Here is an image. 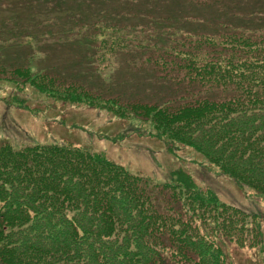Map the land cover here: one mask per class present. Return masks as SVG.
<instances>
[{
	"label": "trees",
	"instance_id": "obj_1",
	"mask_svg": "<svg viewBox=\"0 0 264 264\" xmlns=\"http://www.w3.org/2000/svg\"><path fill=\"white\" fill-rule=\"evenodd\" d=\"M148 9L168 17L126 25L130 16L121 12L102 27L96 22L98 31L121 32L114 50L147 56L159 75L151 86L170 78L177 94L130 103L107 97L112 91L94 98L60 90L44 72L23 82L145 121L168 149H192L264 201V0H162ZM261 221L198 185L184 167L154 183L89 148L0 145V264H231L225 244L258 247Z\"/></svg>",
	"mask_w": 264,
	"mask_h": 264
},
{
	"label": "rangeland",
	"instance_id": "obj_2",
	"mask_svg": "<svg viewBox=\"0 0 264 264\" xmlns=\"http://www.w3.org/2000/svg\"><path fill=\"white\" fill-rule=\"evenodd\" d=\"M88 1L0 0V145L8 143L15 149L35 144L89 148L154 183L165 181L176 167H184L198 185L210 188L221 201L261 217L262 243L258 247L238 248L229 242L224 246L231 264H261L264 201L253 192L246 188L242 193L192 149L177 145L168 149L164 141L150 135L151 127L145 121L122 120L100 108L42 94L23 82L27 74L44 72L60 90L71 86L77 93L94 98L112 91L115 94L107 97L119 94L130 103L161 102V96L178 93L173 91L175 81L170 78L152 87L159 75L146 63L148 57L133 50H114L122 41L121 32L115 28L99 32L97 26L106 25L121 12L130 16L126 25L146 24L149 17L166 20L167 15L148 14V6L162 0ZM91 7L93 11H89ZM132 12L142 15L134 18ZM180 18L176 17L177 22L170 27L176 29ZM167 24L158 29L168 28ZM127 36L132 38L133 34Z\"/></svg>",
	"mask_w": 264,
	"mask_h": 264
}]
</instances>
